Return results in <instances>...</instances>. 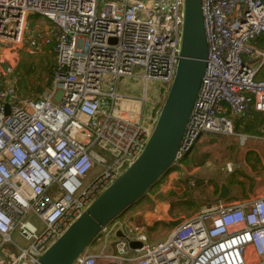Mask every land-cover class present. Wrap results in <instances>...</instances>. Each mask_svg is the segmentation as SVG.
Here are the masks:
<instances>
[{
  "label": "built area",
  "instance_id": "1",
  "mask_svg": "<svg viewBox=\"0 0 264 264\" xmlns=\"http://www.w3.org/2000/svg\"><path fill=\"white\" fill-rule=\"evenodd\" d=\"M201 10L208 55L170 167L174 173H182L203 135L231 136L234 117L264 115V50L258 47L264 1L201 0ZM30 16L50 23L39 43L33 39V49L50 46L56 64L52 90L21 99L15 82L3 79L13 61L0 55V240L18 250L8 264L37 263L142 153L151 129L135 106L145 95H119L117 82L137 79L139 71L145 87L148 81L171 85L184 0H0V46L20 45ZM95 166L99 170L90 175ZM124 228L114 222L104 227L93 242L101 243L100 252L88 253L91 245L74 264H264V193L249 202L203 208L161 242L150 243L142 225ZM16 229L26 247L12 242ZM117 232L124 237L110 247L107 237ZM130 241L141 246L132 249Z\"/></svg>",
  "mask_w": 264,
  "mask_h": 264
},
{
  "label": "water",
  "instance_id": "2",
  "mask_svg": "<svg viewBox=\"0 0 264 264\" xmlns=\"http://www.w3.org/2000/svg\"><path fill=\"white\" fill-rule=\"evenodd\" d=\"M208 46L201 0H184V21L175 77L138 158L115 179L43 253L35 264H74L104 227L138 203L170 171L205 72ZM221 185L219 200L227 196ZM116 237H124L117 232ZM141 244L129 242L134 249Z\"/></svg>",
  "mask_w": 264,
  "mask_h": 264
},
{
  "label": "rangeland",
  "instance_id": "3",
  "mask_svg": "<svg viewBox=\"0 0 264 264\" xmlns=\"http://www.w3.org/2000/svg\"><path fill=\"white\" fill-rule=\"evenodd\" d=\"M50 30V23L43 19H39L35 16L28 18L27 24L25 27V32L23 35V40L20 45L14 50L10 48H3L2 45L0 46V55L1 58L9 61H13L14 69L9 74L8 77L0 76V79H5V81H14L16 87L18 88L17 92L21 99H36L41 98L44 96L45 93H49L52 88L50 86V79L52 76V68L54 66V57L53 54L50 52V46L39 45V50L35 51L33 49V39L35 38L36 42L39 43L38 37L42 34L47 35ZM32 68V72L27 74V71ZM136 75L139 77L137 79L132 78H121L117 82V93L124 97L134 98V99H141L145 95V101L136 107V111L142 114V119L145 122L146 126L152 130L156 117L151 121L150 118L153 115H157L161 108V105L164 101V98L167 93V85L162 84L160 82H153L148 81L145 82L143 79L140 78L141 72L137 71ZM37 88H42L41 93H37ZM156 113V114H155ZM152 115V116H151ZM147 128V129H148ZM264 131V129H263ZM227 142H231L232 140L228 137H225ZM218 142L214 143V148H217ZM197 146V145H196ZM204 147V146H203ZM196 148V147H195ZM260 154H263L262 161H259L258 164L254 161H245L244 166V176L245 179L249 178L252 179L250 173L253 175L256 182L263 180L264 181V145L260 144ZM215 152V151H213ZM216 157L218 155L214 153ZM232 160V158L230 159ZM241 163V162H240ZM235 166L237 165L234 164ZM242 165V164H241ZM263 166V167H261ZM186 167H189V165ZM185 165L180 168L179 171L183 172L181 176L175 175L174 179L170 181L168 187L163 186L164 180H160L157 185L152 188L147 194V197L155 199L157 195H160L161 200L166 202V200H170V203L174 202L170 217L165 218L163 221H159L155 224H148L145 222L143 224L144 233L147 236L150 243H156L164 241L170 236L172 231L179 225V223L184 219L188 218L198 212H200L203 208L211 206L213 203L209 201V198L206 192L209 190V187L212 185L213 180L220 177V174H213L216 169L208 168V169H190L187 171ZM249 168L251 171L248 172ZM99 170L98 166H95L93 171L90 175L97 173ZM171 171V175L174 172ZM245 171V172H244ZM177 171H175L176 173ZM170 175V174H169ZM188 175L193 177H199L201 179H205V182L199 184V188L197 187H190L187 186V197H184V190L177 187L180 183L178 181L187 180ZM212 176V177H211ZM237 175H233V178H236ZM91 176L85 179V181H89ZM244 180V179H243ZM88 183V182H86ZM188 183V181H187ZM196 183V181H195ZM252 185H256L253 181ZM205 186V187H203ZM195 191V192H194ZM163 193V195L161 194ZM205 196L204 200L201 201L197 199L199 196ZM146 197V198H147ZM208 199V201L206 200ZM199 200V201H198ZM141 202H145L141 200ZM211 204V205H210ZM145 205L144 209H151L153 206H150L151 203ZM143 209V208H142ZM130 210V209H129ZM128 210V211H129ZM141 210V209H139ZM126 211V212H128ZM29 222H31L36 227L40 228V222L34 216H28L26 218ZM137 220V219H136ZM141 221V219H138ZM117 222V219L114 223ZM152 225V226H150ZM114 226L113 224L110 227ZM11 240L19 247H26L28 245V241L25 240L19 233V230L16 229L11 234ZM113 239L110 237L108 242H111ZM101 243L96 242L93 247H100ZM91 248V247H90ZM114 247H112L113 249ZM97 250V249H95ZM18 254L17 248L12 243L2 242L0 240V260L4 262V264H8L10 262V258L12 255L16 256Z\"/></svg>",
  "mask_w": 264,
  "mask_h": 264
},
{
  "label": "crops",
  "instance_id": "4",
  "mask_svg": "<svg viewBox=\"0 0 264 264\" xmlns=\"http://www.w3.org/2000/svg\"><path fill=\"white\" fill-rule=\"evenodd\" d=\"M264 1V0H262ZM258 47L264 50V38L258 42ZM50 52L52 50L50 48ZM53 54V53H52ZM54 57V66L56 64L55 56ZM53 66V68H54ZM52 68V71H53ZM156 114V113H155ZM152 116V115H151ZM153 115L150 120L154 119ZM234 120V127H233V135H203L197 143V146L194 147L193 152L185 158L183 161V166L186 165L187 171L190 169H216L213 174H220V177L216 179H212L213 183L209 187V190L206 192L209 201L213 203L211 206L215 205H223L229 206L234 203H241V202H249L256 197L260 196L264 193V181L256 182L253 175L250 173L252 179H245L243 170L245 166V161H254L256 164L259 161H262L263 154H260V144L264 145L263 140V129H264V115L262 113H258L255 111H251L249 117L245 120L238 119L236 117L233 118ZM244 137V142L241 143L240 137ZM225 137L230 138L232 141L227 142ZM218 142L217 148H214V143ZM204 146V147H203ZM215 151V152H213ZM216 153L218 157L214 155ZM232 158V160H230ZM241 162V163H240ZM238 163V165H237ZM236 164L237 166H235ZM242 164V165H241ZM230 165L232 171L227 170V166ZM263 167V166H261ZM251 171L249 168L248 172ZM245 172V171H244ZM170 174V175H169ZM183 174L176 172L171 175V171L164 175L162 180L165 181L162 183L163 186L168 187L170 181L174 179L175 175L181 176ZM233 175H237L236 178H233ZM190 176V175H188ZM195 177V187L199 188V184L205 182V179H201L199 177ZM212 177V176H211ZM244 179V180H243ZM188 177L187 180H181L177 187L184 190V197H187V186H188ZM256 185H252V183ZM221 185H225L227 188V196L223 200H219V193ZM156 186V185H155ZM154 186V187H155ZM153 187V188H154ZM205 187V186H203ZM195 192V191H194ZM163 195V193H161ZM160 195H157L155 199L150 197H144L141 200L145 202H141V200L134 204L132 207L127 209L119 218H117L116 225H122L123 229L125 230L124 226L126 227H139V225L143 227L145 222L148 224H155L159 221L165 220V218L170 217V212L174 202L170 203V200H166V202L161 200ZM197 199L201 201H205L202 195H198ZM198 200V201H199ZM208 201V199H206ZM145 203H151L150 206H153L151 209H144ZM208 206V207H211ZM143 208V209H142ZM141 209V210H139ZM189 218V217H188ZM137 219V220H136ZM138 219H141L139 221ZM143 223V224H142ZM124 225V226H123ZM150 225V226H152ZM112 237V241L108 242V239ZM169 237V236H168ZM118 238V237H117ZM116 239L115 236L107 237L106 244L111 247V244ZM92 244L91 248H89L88 253L98 254L102 249L100 247H93ZM97 249V250H95Z\"/></svg>",
  "mask_w": 264,
  "mask_h": 264
},
{
  "label": "trees",
  "instance_id": "5",
  "mask_svg": "<svg viewBox=\"0 0 264 264\" xmlns=\"http://www.w3.org/2000/svg\"><path fill=\"white\" fill-rule=\"evenodd\" d=\"M30 17H32V16H30ZM29 17V18H30ZM36 17V16H35ZM38 18V17H37ZM32 72V68H30L28 71H27V74H30ZM36 92L37 93H41L42 92V88H37V90H36ZM158 115V114H157ZM157 115H155L154 117H156ZM188 179H189V177H188ZM148 195V194H147ZM147 195H145L144 197H147Z\"/></svg>",
  "mask_w": 264,
  "mask_h": 264
},
{
  "label": "bare ground",
  "instance_id": "6",
  "mask_svg": "<svg viewBox=\"0 0 264 264\" xmlns=\"http://www.w3.org/2000/svg\"><path fill=\"white\" fill-rule=\"evenodd\" d=\"M125 105H132V104H127V103H126ZM135 108H136V106H135Z\"/></svg>",
  "mask_w": 264,
  "mask_h": 264
}]
</instances>
